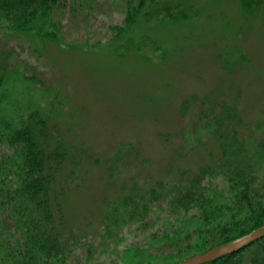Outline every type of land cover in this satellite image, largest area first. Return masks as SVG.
<instances>
[{"label":"rangeland","instance_id":"rangeland-1","mask_svg":"<svg viewBox=\"0 0 264 264\" xmlns=\"http://www.w3.org/2000/svg\"><path fill=\"white\" fill-rule=\"evenodd\" d=\"M74 5L39 33L0 28V55L11 52L10 68L35 76L9 81L0 115L39 109L74 145L62 200L78 241L68 263L122 264L127 250H160L155 233L190 224L163 202L136 216L137 192L150 184L188 180L237 143L264 185V0H148L129 26L126 0ZM9 153L0 142V159ZM218 172L204 182L227 185Z\"/></svg>","mask_w":264,"mask_h":264},{"label":"trees","instance_id":"trees-1","mask_svg":"<svg viewBox=\"0 0 264 264\" xmlns=\"http://www.w3.org/2000/svg\"><path fill=\"white\" fill-rule=\"evenodd\" d=\"M68 1L0 0V28L19 33L35 29L39 33L42 21L54 11L65 9ZM75 1L71 0L72 16L79 9ZM147 3L148 0H126V26L135 22ZM243 5L249 6L247 2ZM165 9L169 12V7ZM123 28L115 29L121 32ZM55 36L52 38L57 42ZM12 57L9 51L0 55V103L5 98L2 89L9 81L35 77L32 74L26 78L19 69L10 68ZM228 112L229 118L236 117L234 109ZM16 115L9 121L0 115V142L11 152L0 159V264H69V254L78 241L63 219L62 200L71 181L69 161L74 164L77 155L74 145L41 110ZM222 148V156L211 167L219 170L227 185L205 183L212 168L201 167L188 180L185 175L171 183L159 180L137 192L140 206L135 203L134 207L141 208L136 213L139 218L153 203L163 202L171 214L190 216V224L184 228L179 223L170 236L155 233L151 242L158 244L160 250H127L122 264H148L155 260L176 264L264 225V185L257 180L255 163L241 144L228 143ZM255 154L259 155L258 150ZM259 159H264V151ZM168 224L173 227L174 220ZM162 252H169V256ZM205 264H264V237L239 252Z\"/></svg>","mask_w":264,"mask_h":264},{"label":"water","instance_id":"water-1","mask_svg":"<svg viewBox=\"0 0 264 264\" xmlns=\"http://www.w3.org/2000/svg\"><path fill=\"white\" fill-rule=\"evenodd\" d=\"M264 237V225L249 234L224 245L214 247L202 254L184 259L176 264H205L218 260L224 256L239 252L255 241Z\"/></svg>","mask_w":264,"mask_h":264}]
</instances>
